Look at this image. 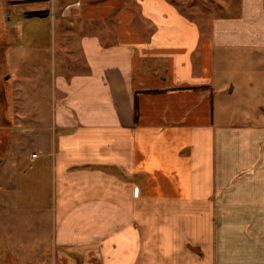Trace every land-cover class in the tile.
Wrapping results in <instances>:
<instances>
[{
    "label": "crops",
    "instance_id": "crops-1",
    "mask_svg": "<svg viewBox=\"0 0 264 264\" xmlns=\"http://www.w3.org/2000/svg\"><path fill=\"white\" fill-rule=\"evenodd\" d=\"M6 1L13 42L55 36V0ZM67 2L63 47L76 39L83 68L55 79L50 125L26 129L51 183L41 264H264V0H215L199 20L176 0ZM213 86L261 110L215 125ZM35 198L20 205L43 211Z\"/></svg>",
    "mask_w": 264,
    "mask_h": 264
},
{
    "label": "rangeland",
    "instance_id": "rangeland-1",
    "mask_svg": "<svg viewBox=\"0 0 264 264\" xmlns=\"http://www.w3.org/2000/svg\"><path fill=\"white\" fill-rule=\"evenodd\" d=\"M214 1L176 0V3L186 17L199 20L218 15ZM12 6L13 1L0 0V264H41L43 256L41 260L37 256V245L39 242L50 244L53 231V219L46 208L51 201V183L47 178L48 164L41 161L46 156L42 155L36 164L39 150L26 129L40 125L47 128L50 125L53 104L57 100L55 79L60 73L69 75L83 68L76 39L63 47L67 40V29L72 28L70 25L79 19V13L64 16L67 0H55V36L41 27L36 28L40 33L38 39L28 36L25 41L22 38L13 42L19 34L15 29V8ZM62 33H66V38ZM77 35L80 37L82 34ZM205 92L212 94L215 125L235 126L245 119V115L261 110L244 108L258 103L244 95H227L223 88L217 86ZM51 134L50 130L45 129L42 137L48 139ZM16 148L23 152L22 159L32 160L37 169L38 165L41 167L37 176L30 170L29 163L27 167L25 164L21 166L22 153L19 154L20 166L15 167L13 153ZM33 179L39 182L36 195H33V189L28 190V182ZM34 198L43 203V211L33 213L23 209L26 205H20V202L29 204ZM52 261L53 257L49 264H53ZM54 261L56 264L61 262L55 256Z\"/></svg>",
    "mask_w": 264,
    "mask_h": 264
},
{
    "label": "trees",
    "instance_id": "trees-1",
    "mask_svg": "<svg viewBox=\"0 0 264 264\" xmlns=\"http://www.w3.org/2000/svg\"><path fill=\"white\" fill-rule=\"evenodd\" d=\"M33 1H42V0H33ZM15 3H13V4H15ZM48 14H49V12H33V13L25 14V17L27 19H31V18H41L42 19V18L47 17Z\"/></svg>",
    "mask_w": 264,
    "mask_h": 264
},
{
    "label": "water",
    "instance_id": "water-1",
    "mask_svg": "<svg viewBox=\"0 0 264 264\" xmlns=\"http://www.w3.org/2000/svg\"><path fill=\"white\" fill-rule=\"evenodd\" d=\"M75 10H77V11H75ZM78 11H79V4L66 8L63 15L64 16H72V15H74L75 12L78 13Z\"/></svg>",
    "mask_w": 264,
    "mask_h": 264
}]
</instances>
